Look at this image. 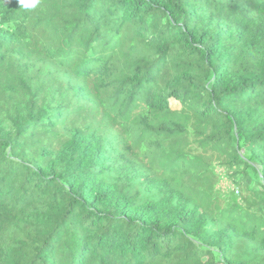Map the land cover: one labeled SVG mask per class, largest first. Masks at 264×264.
<instances>
[{
  "label": "trees",
  "instance_id": "1",
  "mask_svg": "<svg viewBox=\"0 0 264 264\" xmlns=\"http://www.w3.org/2000/svg\"><path fill=\"white\" fill-rule=\"evenodd\" d=\"M0 264H264V0H0Z\"/></svg>",
  "mask_w": 264,
  "mask_h": 264
},
{
  "label": "rangeland",
  "instance_id": "2",
  "mask_svg": "<svg viewBox=\"0 0 264 264\" xmlns=\"http://www.w3.org/2000/svg\"><path fill=\"white\" fill-rule=\"evenodd\" d=\"M207 158L211 162L212 169L217 174L214 184L215 191L225 196L233 189V185L226 175V170L222 167L220 160L215 155L207 154Z\"/></svg>",
  "mask_w": 264,
  "mask_h": 264
},
{
  "label": "clouds",
  "instance_id": "3",
  "mask_svg": "<svg viewBox=\"0 0 264 264\" xmlns=\"http://www.w3.org/2000/svg\"><path fill=\"white\" fill-rule=\"evenodd\" d=\"M25 8H35L39 0H18Z\"/></svg>",
  "mask_w": 264,
  "mask_h": 264
}]
</instances>
